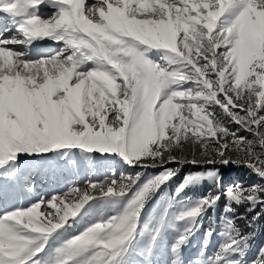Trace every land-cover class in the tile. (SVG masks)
Returning a JSON list of instances; mask_svg holds the SVG:
<instances>
[{
    "label": "snow or ice",
    "instance_id": "6c2138e0",
    "mask_svg": "<svg viewBox=\"0 0 264 264\" xmlns=\"http://www.w3.org/2000/svg\"><path fill=\"white\" fill-rule=\"evenodd\" d=\"M0 14L16 33L0 38V176L17 178L22 158L46 172L77 156L142 169L4 211L0 264H153L168 233L171 264H183L206 218L190 264H264V246L246 258L253 235L235 222L255 229L264 218V184L222 186L216 167L264 180V0H0ZM46 39L61 46L30 58ZM184 165L213 167L163 191ZM204 181L206 195H188ZM222 198L221 243L208 256Z\"/></svg>",
    "mask_w": 264,
    "mask_h": 264
},
{
    "label": "rangeland",
    "instance_id": "374dc122",
    "mask_svg": "<svg viewBox=\"0 0 264 264\" xmlns=\"http://www.w3.org/2000/svg\"><path fill=\"white\" fill-rule=\"evenodd\" d=\"M13 36V35H12ZM46 44H50L49 40H44ZM40 42V43H43ZM39 43V42H38ZM33 46V45H32ZM22 49L21 51H23ZM53 50L47 51L46 53L40 52L37 54H31L30 57L35 59L40 55L51 54ZM218 116L223 120L225 124H228V117L220 112L217 109ZM230 128L235 130L236 125L228 124ZM242 135L248 136L251 139V135L241 131ZM188 146L186 145V148ZM74 163H69L68 159L58 160L57 168L55 171H44L43 169H37L36 167H29L30 161L27 158H22L20 160V172L17 178L13 179H5L0 176V187L7 191L6 197H0V214H2L6 210H11L16 207H27L33 202H36L34 199L35 196L40 199L50 198L54 194H63L70 187L79 186L83 189L86 185L85 182L88 180L92 181H100L103 180L106 176L111 174L112 169L116 170L117 177L121 172L124 174H132L134 175L137 171H142L139 168L129 167L119 161H105L99 158L94 159L92 162L85 161L81 159L79 156L73 158ZM169 167H176L178 165L170 164ZM213 166L204 165V166H192V165H184L181 169L180 174L173 179L163 191L167 193H171L174 191L175 187L181 181L184 175H186L190 171H207ZM220 174L222 176V186H229L234 183H242L245 186L253 185V184H264V180H261L257 175L252 173L249 169L244 166L237 167L235 165H229L227 167L219 166ZM2 171V170H0ZM160 171V169H149L146 173L153 174ZM31 187L34 190L29 192L28 188ZM212 185L208 181H204L196 187L190 189L188 191V195L197 198L207 194L209 190L212 189ZM159 195V194H158ZM158 198V197H157ZM71 199V198H69ZM152 203H155L153 201ZM151 204L148 206L151 209ZM225 207V200L222 198L219 202V206L217 207L215 213V224L213 227L216 230V235H214L209 242L207 248V255L211 256L219 244L221 243V237L218 233L222 230L221 217L224 215L223 209ZM103 214L105 216L114 215L115 213L107 210L104 211ZM101 210L97 208L93 211L90 216L84 218L83 221L76 224L69 232V235L76 234L78 231L83 230L89 223L94 222L100 218ZM212 213L209 212V216ZM237 217L241 215H251L246 213L244 207L237 208V212L235 214ZM237 226L241 229L243 234L252 233L253 238L250 241V250L247 254V259L254 258L257 250L260 246H264V234L261 233L260 230L261 224L258 222L255 229L249 228L244 220L237 219ZM209 227V221L206 218L204 220L203 226L201 229L191 238L188 245L182 251V262L183 264H190L200 253L201 247L203 246L204 233L205 230ZM172 242V233H168L166 236L165 243L156 251L155 258L153 259V264H171V253H170V244ZM188 250L191 253H188ZM137 264H142V257L137 256L136 258Z\"/></svg>",
    "mask_w": 264,
    "mask_h": 264
},
{
    "label": "bare ground",
    "instance_id": "6f19581e",
    "mask_svg": "<svg viewBox=\"0 0 264 264\" xmlns=\"http://www.w3.org/2000/svg\"><path fill=\"white\" fill-rule=\"evenodd\" d=\"M41 11H42L43 14H48L50 10L47 9V8H42ZM0 25L4 26L0 30V38H9L12 35H16V33L14 31H5V26H10V25H9V21L7 20V18H5L3 16V14H0ZM48 43H50V44H46L45 42H43V43L35 42L33 44V46L31 47L30 55L31 54L32 55L33 54H37V53H40V52L46 53L47 51H51V50H53V52H54L55 50H58V48L61 46V45H58V44H54L52 42H48ZM22 49L23 48H20V47L17 48V50H20V51ZM34 199L36 201L39 200L37 196H35ZM188 253H191V252L188 250Z\"/></svg>",
    "mask_w": 264,
    "mask_h": 264
},
{
    "label": "trees",
    "instance_id": "16d2710c",
    "mask_svg": "<svg viewBox=\"0 0 264 264\" xmlns=\"http://www.w3.org/2000/svg\"><path fill=\"white\" fill-rule=\"evenodd\" d=\"M257 210H258V209H257ZM260 224H261V227H262V228H261L262 230H260V231H261L262 234H264V218H262V219L260 220Z\"/></svg>",
    "mask_w": 264,
    "mask_h": 264
}]
</instances>
